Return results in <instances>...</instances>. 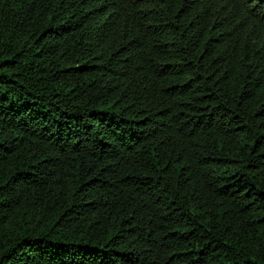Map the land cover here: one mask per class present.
Here are the masks:
<instances>
[{
    "label": "trees",
    "instance_id": "1",
    "mask_svg": "<svg viewBox=\"0 0 264 264\" xmlns=\"http://www.w3.org/2000/svg\"><path fill=\"white\" fill-rule=\"evenodd\" d=\"M0 264H264V0H0Z\"/></svg>",
    "mask_w": 264,
    "mask_h": 264
}]
</instances>
